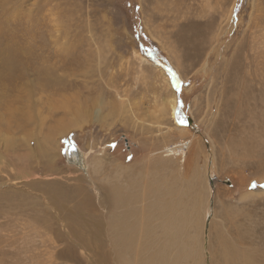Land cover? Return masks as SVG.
<instances>
[{"label":"rangeland","instance_id":"1","mask_svg":"<svg viewBox=\"0 0 264 264\" xmlns=\"http://www.w3.org/2000/svg\"><path fill=\"white\" fill-rule=\"evenodd\" d=\"M167 212L264 264V0H0V264H155Z\"/></svg>","mask_w":264,"mask_h":264},{"label":"bare ground","instance_id":"2","mask_svg":"<svg viewBox=\"0 0 264 264\" xmlns=\"http://www.w3.org/2000/svg\"><path fill=\"white\" fill-rule=\"evenodd\" d=\"M168 103L171 105V109H172V111H174L175 110V103H176V100H175V98L173 97V98H171L169 101H168ZM86 118V117H85ZM86 120V119H85ZM82 122H83V120H82ZM189 142L187 141L186 143L182 140V143L180 144V145H176L175 146V148L176 147H178V146H180V147H182V148H184V147H187V145L186 144H188ZM172 151V149H169V151ZM179 150H181V149H179ZM177 180V179H176ZM178 183H180V182H178ZM178 183H177V185H178ZM183 183V182H182ZM174 185V184H173ZM191 187V186H190ZM176 188V187H175ZM180 189V188H179ZM175 193V192H174ZM182 193V192H181ZM251 193H253V192H249V194H251ZM45 194V193H44ZM167 194V193H166ZM168 194H171V192L169 191V193ZM184 194V193H183ZM157 195V194H156ZM162 195V194H161ZM173 194H171V196H172ZM248 195V194H247ZM167 197H169L170 198V196H167ZM174 198V197H173ZM172 198V199H173ZM156 199V198H155ZM167 200H168V198H167ZM170 200V199H169ZM163 201V200H162ZM166 202H168V201H166ZM170 203V202H169ZM131 205V204H130ZM151 205V204H150ZM149 205V209H150V212H148V213H151L152 212V214H153V217H155V218H157L159 215H161L162 213H163V205L162 206H154V207H151ZM153 206V205H152ZM166 206H168V204H166ZM188 206V205H187ZM125 209V208H124ZM124 209H122V210H124ZM145 209H146V207H145ZM148 209V210H149ZM179 209V208H178ZM129 212H131L133 215L135 214V212L133 213L132 211H130V210H128ZM183 211V210H182ZM185 211H186V209H185ZM124 212V211H123ZM147 213V214H148ZM171 212H167V214H166V217H164L163 216V219H161V220H159L158 221V223H157V225L156 224H154V225H156V227H162V229H159V233L160 234H162L161 235V237H160V235H158L155 239H154V241H156V239H158V238H160L161 240H162V238H164V244L165 245H163V248L162 249H160V247L157 249V250H155L154 252H153V256L152 255H148L150 258H151V256L153 257V260L155 261V264H179V260H181L182 258H185V254L183 253V251L185 250V246H186V242H188L187 241V237L185 238V236L182 234L183 232H182V230L181 229H178L179 228V225H178V222L176 223V222H173V223H171V221L169 220L170 218H169V214H170ZM181 214V213H180ZM132 215V216H133ZM185 215V214H184ZM184 215L182 216V217H184ZM132 216L129 218V213L127 212L125 215L124 214H120L118 217H116V218H113L111 221L112 222H115L116 220L117 221H119V222H122V224L119 226L120 228H121V232L117 235V237L119 238V240H115V241H118V243H122V245L123 244H126L127 242H128V239L130 238V236L127 234V232L125 231V229H124V226H127L128 228H127V230H129L131 227H132V225L135 223L134 221H132L131 222V218H132ZM173 216V215H172ZM177 216V215H176ZM178 217V216H177ZM180 217V216H179ZM146 219H147V216L145 215L144 216V219H143V221H145L144 223H146ZM178 219V218H177ZM142 220V219H141ZM173 220V219H172ZM182 220V219H181ZM100 222V221H99ZM180 222H182V221H180ZM183 223V222H182ZM190 223V222H189ZM147 224H148V222H147ZM146 224V225H147ZM188 224V223H187ZM159 225V226H158ZM180 225H182V224H180ZM148 227V226H147ZM182 227V226H181ZM189 227V226H188ZM163 230V231H162ZM185 230V229H184ZM154 231H155V229H154ZM182 234V235H181ZM181 235V236H180ZM174 237V238H173ZM195 237V236H194ZM116 239V238H115ZM135 239V238H134ZM133 240V239H132ZM129 242H131V241H129ZM118 243H117V245H118ZM116 244V243H115ZM127 245V244H126ZM116 246V245H115ZM152 246V245H151ZM231 246V245H230ZM173 247H175L174 249H172ZM187 247V246H186ZM121 248V252L124 250V249H126L125 247H121V245H119L118 246V249H120ZM149 248V250H151L150 249V247H148ZM154 249H156V248H154ZM127 250V249H126ZM129 250V249H128ZM149 250H147L148 252H149ZM175 250V251H174ZM130 251V250H129ZM141 251V250H140ZM153 251V250H152ZM143 252V251H142ZM185 252V251H184ZM187 252V251H186ZM118 253H120V252H118ZM124 253V252H123ZM151 253V252H150ZM126 254V253H125ZM128 254V253H127ZM136 254H138V253H136ZM119 255H121L122 256V254H119ZM118 256V255H117ZM128 256V255H127ZM137 256V255H136ZM142 256H144V255H142ZM119 257V256H118ZM139 257V256H138ZM120 258V257H119ZM140 258H142V257H140ZM147 258V257H146ZM233 258V257H232ZM139 260V259H138ZM152 260V261H153ZM126 261V260H125ZM124 261V262H125ZM142 261V260H141ZM123 262V261H122ZM134 262H135V260H134ZM250 262V261H249ZM252 262V261H251ZM126 263V262H125ZM150 262H149V260H146L145 261V264H149ZM248 264V263H247Z\"/></svg>","mask_w":264,"mask_h":264},{"label":"snow or ice","instance_id":"3","mask_svg":"<svg viewBox=\"0 0 264 264\" xmlns=\"http://www.w3.org/2000/svg\"><path fill=\"white\" fill-rule=\"evenodd\" d=\"M182 103V102H181ZM255 183V182H254Z\"/></svg>","mask_w":264,"mask_h":264}]
</instances>
